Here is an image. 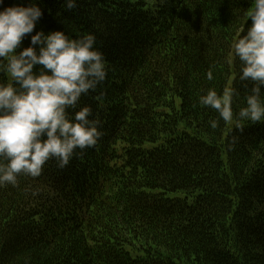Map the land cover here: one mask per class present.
Listing matches in <instances>:
<instances>
[{
    "label": "trees",
    "instance_id": "trees-1",
    "mask_svg": "<svg viewBox=\"0 0 264 264\" xmlns=\"http://www.w3.org/2000/svg\"><path fill=\"white\" fill-rule=\"evenodd\" d=\"M32 2L43 15L31 35L96 36L107 78L79 107L103 136L62 170L50 160L39 177L0 186V264H264V121L235 127L252 85L232 45L253 0H77L73 10L4 0L0 10ZM226 87L227 124L199 103Z\"/></svg>",
    "mask_w": 264,
    "mask_h": 264
},
{
    "label": "clouds",
    "instance_id": "clouds-1",
    "mask_svg": "<svg viewBox=\"0 0 264 264\" xmlns=\"http://www.w3.org/2000/svg\"><path fill=\"white\" fill-rule=\"evenodd\" d=\"M64 6L73 10L77 0H65ZM42 15L35 2L0 10V73L10 78L0 81V186H17L20 175L39 177L50 160L62 170L103 136L91 107H79L82 95L95 92L107 78V62L95 47L96 36L70 38L62 31L31 35ZM247 16L251 25L232 45L240 62L239 80L252 85L246 106L235 118L240 131L244 121H264V0H253ZM26 35L31 37L30 46L18 52ZM37 65L42 67L34 72ZM206 75L213 79L211 70ZM234 94L230 87L222 94L210 88L199 103L232 123ZM217 126V121H210L211 128Z\"/></svg>",
    "mask_w": 264,
    "mask_h": 264
},
{
    "label": "rangeland",
    "instance_id": "rangeland-1",
    "mask_svg": "<svg viewBox=\"0 0 264 264\" xmlns=\"http://www.w3.org/2000/svg\"><path fill=\"white\" fill-rule=\"evenodd\" d=\"M147 1H149L150 3H154L156 0H147Z\"/></svg>",
    "mask_w": 264,
    "mask_h": 264
}]
</instances>
